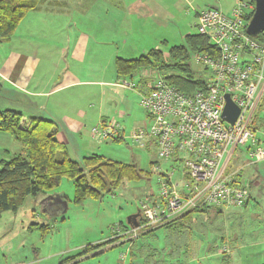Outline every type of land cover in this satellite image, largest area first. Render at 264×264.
Instances as JSON below:
<instances>
[{
	"label": "rangeland",
	"instance_id": "1",
	"mask_svg": "<svg viewBox=\"0 0 264 264\" xmlns=\"http://www.w3.org/2000/svg\"><path fill=\"white\" fill-rule=\"evenodd\" d=\"M162 1L170 4L174 0ZM196 1L202 2V0ZM236 1L204 0V3L219 7L228 13L236 5ZM92 3L90 0L77 2L78 7H81L80 10L85 11L82 13L88 15L85 21H82L79 15L76 16L77 11L73 12L72 2L67 11H59V9L48 13L30 11L21 28L37 27L36 31L42 32L44 26L60 27L58 29L60 32L44 35L58 37L59 40L69 36L65 45L68 51L72 49L79 35L87 31L90 40L85 50V71L90 65V60H96L95 71L97 68L100 71V66L108 67L110 78L120 53L117 52L118 48L115 44L106 43L105 38L110 33L101 31L102 21L97 22L100 20V13H89L88 9ZM196 23L197 17L188 7L184 13L178 12L169 26L157 27L156 33L153 30L148 34L135 30L133 39L144 47L142 55L149 49L155 48L156 44H160L158 41L155 44L151 43L155 34L161 38L165 37L169 43L164 42V46L160 48L168 55L169 47L185 43V37L189 33H198ZM151 26L152 21H149L147 28ZM127 30L126 26V32ZM132 45L138 47L136 43ZM133 46L130 47L131 53L134 51ZM120 47L122 48L121 45ZM53 48L64 53L59 47ZM135 54L136 52L132 55ZM138 56L140 55L135 57ZM189 62L196 76L207 75V71L196 62L194 56ZM158 74L162 77L158 69H141L132 78L127 77L132 80L133 86H109L104 99L106 100L104 108L107 110L106 115L111 117L110 120L106 119V122L113 121L115 118L112 117L119 119L118 122L126 127L125 140L117 141L109 138L97 144L98 141L91 135V130L96 125L89 116L87 125L90 126L82 130L83 135L77 138L80 141L67 145L70 155L75 159L80 157L78 160H82V157L86 156L84 149L88 147L84 146L83 142L86 145L88 143L92 149L91 153L135 165L139 170V177L125 180L121 186L112 192L104 193L101 198L87 197L81 202L74 200L73 181L64 177L52 190L60 198L56 203L43 207L38 201L43 197L40 193L29 196L17 211H4L0 215V264H260L264 262V160L250 162V159H254L241 146L231 160V169L237 171L236 175L249 184L253 197L247 207H228L220 212L216 207H208L206 212H194L192 220L182 226L154 227L157 229L146 234L143 233L154 228L142 230L137 237L125 233L128 229L124 230L123 227L128 224L129 215L141 208V201L159 195L163 173L173 172V180L181 178L178 170H172V166L176 163L160 158L153 141H148L144 147L136 143L131 136L132 131L151 125L152 120L143 108L141 100L145 94L151 92L154 83L157 82L155 79ZM146 77L148 92L139 91V81ZM162 78L165 83L170 84L167 79ZM73 93L72 90L71 96ZM93 94L98 93L93 92ZM74 99H71V102ZM82 99L84 100L76 101L77 106L86 108L88 98ZM104 100L98 96L89 103H93V109L96 110L95 108L104 105ZM85 131L87 134L84 136ZM18 144L22 145L19 142ZM108 240L112 242L101 245L97 253L83 255L77 262L67 260L68 257L82 252L85 246ZM224 248L229 252L228 260L224 257L226 254L223 252Z\"/></svg>",
	"mask_w": 264,
	"mask_h": 264
},
{
	"label": "built area",
	"instance_id": "2",
	"mask_svg": "<svg viewBox=\"0 0 264 264\" xmlns=\"http://www.w3.org/2000/svg\"><path fill=\"white\" fill-rule=\"evenodd\" d=\"M254 7L248 0H237L228 13L202 6L198 32L219 49L218 56L193 55L207 71L201 76L203 86L187 93L158 74L151 92L143 96L141 104L152 122L132 137L144 147L153 141L158 156L176 163L172 170H178L181 178L173 180V172L163 173L159 195L141 201L139 225L125 233L137 237L142 230L188 211L241 207L248 200L249 184L231 169V160L240 146L254 159L250 162L264 160V30L257 36L246 31ZM132 83L128 78L120 80L128 87ZM227 93L240 108L232 124L222 116ZM91 135L98 142L119 138V124L102 123L92 128Z\"/></svg>",
	"mask_w": 264,
	"mask_h": 264
},
{
	"label": "crops",
	"instance_id": "3",
	"mask_svg": "<svg viewBox=\"0 0 264 264\" xmlns=\"http://www.w3.org/2000/svg\"><path fill=\"white\" fill-rule=\"evenodd\" d=\"M78 1L81 0H41L38 8L32 11H43L45 13L58 9L59 11H67L70 9L69 5L73 2V12L77 11L76 16L79 15L82 21H85L88 15L82 13L85 11L80 10L81 7L77 5ZM90 1L93 3L88 9L89 13H100V20L97 22L102 21L100 23L101 31L110 33L105 41L106 43L115 44L118 48L117 52L120 53L118 56L122 58H135V56L142 53L144 47L137 43L136 39H133L135 30L144 34L153 32V30L156 33L155 29L157 27L169 26L178 12L184 13L189 7L198 17L199 9L206 5L204 0L201 3L196 0H174L170 4H166L162 0ZM51 4L52 7L50 8ZM55 6L56 8H54ZM27 15L10 40L0 42V111L13 109L26 115L52 120L57 126L56 137L58 141L66 145L76 144L77 141H80L77 138L83 135L82 130L90 126L87 125L89 116L92 117L96 126L110 120L111 115H106L107 110L104 108L106 102L104 99L109 86H128L120 84L122 78L117 76L116 67L110 78L108 67L101 68L100 66V71L99 68L95 71L94 63H96V60H90V65L85 71V50L90 40L87 31L79 35L78 39L74 41L72 49L68 46V49H70L68 51L65 45L69 36L66 39L61 38L59 40L58 37L53 38L44 35L60 32L58 30L60 27L44 26L42 32L36 31L37 27L21 28L22 23L26 22ZM149 21H152V26L147 28ZM157 41L160 44H156L155 48L164 46V42L169 43V40L165 37L161 38L155 34L151 39V43L155 44ZM135 43L138 47L132 45H135ZM119 45L122 48H119ZM132 46L134 47L132 52H136L135 55L130 52ZM53 47L61 48L64 53L55 51ZM145 89L147 88H142V90L140 88L139 91L143 92ZM72 90L74 93L71 96ZM93 92L98 94L94 95ZM98 96L101 100H104V105H100L94 110V104L89 102ZM83 97L88 98L86 108L81 105L77 106L76 103V101L84 100ZM73 98L75 99L71 102ZM112 118H115L113 120L117 122L119 120L116 117ZM118 124L119 138L125 140V137H127L125 134L126 127L119 122ZM135 131H132L131 136ZM86 134L85 131L84 136ZM92 138L94 139V137ZM96 143L99 144L100 142ZM83 145L88 146L84 149L86 155L90 154L92 150L90 144L87 143L86 145L83 142ZM22 148L23 146L18 144V141L9 132L0 130V159L11 158L15 153L20 152ZM42 196L38 201L43 207H47L50 203H56L60 199L59 195L55 191L52 192V190L42 193ZM251 199L244 207L250 204Z\"/></svg>",
	"mask_w": 264,
	"mask_h": 264
},
{
	"label": "trees",
	"instance_id": "4",
	"mask_svg": "<svg viewBox=\"0 0 264 264\" xmlns=\"http://www.w3.org/2000/svg\"><path fill=\"white\" fill-rule=\"evenodd\" d=\"M40 1L0 0V42L10 40L24 17L28 12L37 9ZM250 1L255 3V0ZM252 14L253 11L247 19ZM218 51L204 34L189 33L185 37V43L169 47L168 55L161 48H151L135 58L118 57L117 76L132 78L141 69L155 68L170 84L190 93L204 84V79L195 75L189 62L193 54L204 52L218 56ZM147 81V77L141 78L139 89L147 88ZM143 92H148V89ZM0 130L9 132L23 146L22 150L11 158L0 159V215L8 210L17 211L29 196L55 189L64 177L73 181L76 202H81L87 197L101 198L104 193L112 192L121 186L125 180L139 177V170L135 165L109 159L97 153L86 155L82 160L73 158L67 145L58 141L57 126L52 120L5 109L0 111ZM115 140L122 141V138ZM252 197L250 191L248 200L241 207L246 206ZM216 208L219 212L223 210ZM207 210L208 207L191 210L159 227L173 228L185 225L192 220L194 212ZM129 227L128 223L123 229ZM110 241L85 246L82 252L68 257L67 260L77 262L83 255L97 253L101 245ZM223 252L228 260L229 252L225 248Z\"/></svg>",
	"mask_w": 264,
	"mask_h": 264
},
{
	"label": "water",
	"instance_id": "5",
	"mask_svg": "<svg viewBox=\"0 0 264 264\" xmlns=\"http://www.w3.org/2000/svg\"><path fill=\"white\" fill-rule=\"evenodd\" d=\"M264 30V0H255V7L253 14L251 15L246 31L252 35L257 36L260 32ZM226 103L222 112L223 118L229 122L234 123L239 112L240 108L232 100L229 93L225 94ZM140 210L129 215L128 223L131 227L139 225Z\"/></svg>",
	"mask_w": 264,
	"mask_h": 264
}]
</instances>
